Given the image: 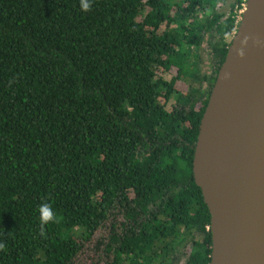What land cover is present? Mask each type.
Wrapping results in <instances>:
<instances>
[{
    "label": "trees",
    "instance_id": "trees-1",
    "mask_svg": "<svg viewBox=\"0 0 264 264\" xmlns=\"http://www.w3.org/2000/svg\"><path fill=\"white\" fill-rule=\"evenodd\" d=\"M219 1L0 0V264H73L107 222L92 247L106 264H175L190 235L187 264H210L195 146L247 0ZM210 29L197 101L182 79Z\"/></svg>",
    "mask_w": 264,
    "mask_h": 264
},
{
    "label": "water",
    "instance_id": "water-1",
    "mask_svg": "<svg viewBox=\"0 0 264 264\" xmlns=\"http://www.w3.org/2000/svg\"><path fill=\"white\" fill-rule=\"evenodd\" d=\"M203 114L194 177L211 213L210 264H264V0H247Z\"/></svg>",
    "mask_w": 264,
    "mask_h": 264
},
{
    "label": "rangeland",
    "instance_id": "rangeland-1",
    "mask_svg": "<svg viewBox=\"0 0 264 264\" xmlns=\"http://www.w3.org/2000/svg\"><path fill=\"white\" fill-rule=\"evenodd\" d=\"M235 0H220L217 5V10L219 12H222L223 14L227 15L230 12L231 6L234 3ZM246 8V7H244ZM245 9L240 10V17L242 19L243 12ZM215 32V31H214ZM213 32L212 29L203 31L201 34V44L196 49L198 56L196 57V64L199 68V73H197V76L193 73L194 77L192 75H188L182 80L184 81L183 87L188 88L191 83L198 85L197 92L195 91L194 97L196 96V100H200L203 98V96L206 94V92L210 89L211 83L210 78L215 73V67H216V61H217V55H216V45L219 42V36L216 35ZM193 63H191L189 66H192ZM194 71V68L191 69V71ZM168 76L172 77L174 74L172 72H168ZM206 76V78H205ZM195 78L198 79V81L195 80ZM196 81V82H195ZM175 101V98H174ZM175 103V102H174ZM182 104H190V103H182ZM109 225L110 222H107L102 228H100L95 236L93 237L92 241L88 244L85 250H83L74 260L73 264H106V259L104 261H100L102 256H100V253H96L93 251L92 247L95 244V241L98 239H102L107 237L109 234ZM194 238V235H190V237H187V239L183 240L182 243H180L177 248L174 251V254L176 256V259H172L175 264H187L188 260V252H189V244L191 238ZM189 242V243H188Z\"/></svg>",
    "mask_w": 264,
    "mask_h": 264
},
{
    "label": "clouds",
    "instance_id": "clouds-1",
    "mask_svg": "<svg viewBox=\"0 0 264 264\" xmlns=\"http://www.w3.org/2000/svg\"><path fill=\"white\" fill-rule=\"evenodd\" d=\"M81 7L87 11L91 7L90 0H81ZM40 223L41 225L48 224L55 219L54 212L48 203H42L39 206Z\"/></svg>",
    "mask_w": 264,
    "mask_h": 264
}]
</instances>
